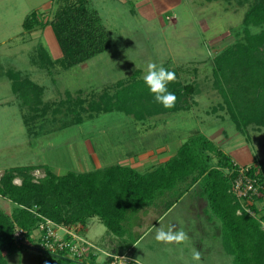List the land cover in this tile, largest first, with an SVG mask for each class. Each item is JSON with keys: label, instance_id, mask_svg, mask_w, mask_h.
<instances>
[{"label": "rangeland", "instance_id": "obj_1", "mask_svg": "<svg viewBox=\"0 0 264 264\" xmlns=\"http://www.w3.org/2000/svg\"><path fill=\"white\" fill-rule=\"evenodd\" d=\"M253 2L87 0V7L96 9L102 18L110 37L109 46L76 65L63 68L56 61L50 68L33 61L39 44L47 48L52 57L61 55L50 24L46 22L26 31L23 20L32 10H37L47 20L57 1L0 0V174L7 168L30 163H46L58 173L68 169L83 171L113 162H128L138 170H144L153 160L162 158L157 152L160 145L173 149L195 129L219 142L237 161L246 149L255 158L257 155L264 158V125L258 128L250 124L242 131L245 134L237 131L213 73L214 54L234 39L243 37L240 31L242 19ZM149 61L175 72V79L182 83L193 84L188 108L143 119L118 110L84 111L82 120L62 128L58 127L60 119L69 120L72 116L60 113L58 120L48 123V131L37 135L27 132L22 117L27 106L21 105L5 73L8 68L28 73L43 85V100L65 97L68 90L72 96L83 97L86 106L101 93L113 92L117 81L142 77ZM248 135V139H244ZM242 143L246 145L240 146ZM235 145H239L238 148ZM232 146L235 147L232 149ZM34 173H43L42 167L36 168ZM15 181L20 179L15 178ZM259 196L264 194L259 192ZM164 199V196L159 197L162 202ZM185 199L190 198L186 196ZM184 201L187 202L178 203L168 212L158 227L166 228L175 222V228H183L190 240L180 245L158 243L154 239L155 230H152L136 243L138 251L134 253L141 254L142 248L148 245L153 253L150 257L156 264H233L231 255L223 250L216 235L218 218L213 219V223L206 218H215L211 208L202 209L206 215L200 217L201 212H196L201 210L200 204H196L199 201ZM12 205L10 199L0 195V208L11 212ZM136 215L134 212V217L131 216V225L137 220ZM93 221L94 218H89V227L83 229L89 236L97 232V226L105 229L103 223ZM74 226L77 233H81L76 223ZM135 230L140 233L139 229ZM213 232L216 234L212 235ZM112 235L119 239L115 233ZM26 240V244H20L10 254L4 250L11 264H32L45 255L36 246L37 241L29 237ZM193 247L201 252L199 262L191 258ZM68 257L70 264L81 261V258ZM155 257L162 259L157 262ZM139 258L143 264V258Z\"/></svg>", "mask_w": 264, "mask_h": 264}, {"label": "trees", "instance_id": "obj_2", "mask_svg": "<svg viewBox=\"0 0 264 264\" xmlns=\"http://www.w3.org/2000/svg\"><path fill=\"white\" fill-rule=\"evenodd\" d=\"M56 1L47 20L37 10H32L23 20L26 31L49 23L61 51L54 58L39 44L33 55L34 62L51 68L57 61L67 68L109 46L110 37L102 18L96 9L87 7V0ZM252 26L261 27L259 35L251 34ZM240 31L242 38L234 39L214 54L213 73L227 102L229 117L242 132L250 124L258 128L264 125V0H254L247 9ZM5 73L21 105L27 106L22 111L23 123L32 135L48 131V123L58 120L60 113L72 116L69 120L60 119L58 127L62 128L82 120L84 111L118 110L143 119L186 109L189 95L194 91L192 83L174 79L167 88L176 100L173 107L165 108L155 101L141 77H132L117 81L113 92L105 91L85 106L83 97L72 96L68 90L65 97L43 100V85L28 73L13 68ZM223 81L226 85H222ZM213 157L217 160L215 165L211 164ZM39 167L43 173L36 175L34 170ZM238 170L239 165L231 155L198 129L167 160L145 171L118 162L83 171L68 169L64 173L54 171L46 163L7 168L0 174V195L10 199L13 205L11 212L0 208V264H11L7 254L20 246L13 236L15 225L28 229L27 236H30V230L42 216L59 224L73 225L85 224L97 215L107 230L122 236L130 233V213L157 203V197L167 194L178 183H186L174 191L173 198L163 202V207L168 208L197 180L203 187L208 207L220 221L221 245L231 255L233 264H264V207L254 203L259 194L241 199L231 190ZM244 173L255 179L254 184L263 194L264 171L249 165ZM15 178L20 181L16 182ZM41 252L45 255L32 264H70L66 249Z\"/></svg>", "mask_w": 264, "mask_h": 264}, {"label": "crops", "instance_id": "obj_3", "mask_svg": "<svg viewBox=\"0 0 264 264\" xmlns=\"http://www.w3.org/2000/svg\"><path fill=\"white\" fill-rule=\"evenodd\" d=\"M240 133L245 134L246 132H240ZM244 139H248V136L244 137ZM217 143L220 145L219 142H217ZM243 143L240 146L246 145V144H243ZM260 144H261V142H260ZM235 146H237V148H238L239 145H235ZM235 146H232V149ZM177 147L178 146H176L175 148L171 149V148H168V146L160 145L158 147V150H157V152L159 153L158 157H160V156L162 157V158H159L160 161H158V159L156 158V160H153L148 168H146L144 170H141V171L148 170L151 167L164 162L171 155H173L175 153ZM222 149H223V147H222ZM223 150L225 152L229 153L225 149H223ZM229 154L231 155V157L233 156L231 152ZM257 156H258V158H255L256 156L253 155V153L249 149H246L240 154V156H238L239 161L235 160L233 157L232 158L238 164L241 163L242 165L243 164L254 165V166H257L258 169H262L264 171V161H263L264 158L260 157L259 155H257ZM216 161H217L216 157H213L212 161H211L212 162L211 164L215 165ZM124 163H125L124 165H130V166L135 167L133 164H130L128 162L127 163L124 162ZM100 166H102V165H100ZM62 173H64V172H62ZM185 185H186V183L185 184L184 183H178L176 187H174L171 190H168L169 192H167V194L161 195V196L165 197V199L163 201L173 198L174 193H175L174 191L175 190H180V188L184 187ZM196 188H198V189L196 190ZM263 194H261V195H263ZM186 196H188L190 199H185ZM159 197L156 198V202L158 200L157 203L144 205L143 207H141L139 210L136 211L137 212V215H136L137 216V220L134 221L135 223H132V227H131L132 234H131V231H130L129 234L126 233V234H123L122 236H119L118 240H116L117 236L112 235L113 232L107 230L106 226H105V229H102V230H101V228L99 226H97L96 227L97 228V232H95L94 235H90V236L88 234H86L85 232H83L84 228H88L89 227L87 222L85 224L76 223L77 227L81 228V233H79V234L75 230V228H76L74 226L75 224L69 226L70 229L73 232H76L80 237H82V238L88 240L89 242H91V245L89 246L90 250L88 249L87 253H84L80 257H77V258H81V261H79L78 263L79 264H101V262L106 258V257L104 258V254L105 253L113 254V253H118V252H122V251H128L135 258V261H134L133 264H140V261H142V260L139 257L143 258V260H144L143 264H156L155 261H153V259H151V257H150L151 255H153L150 246L147 245L145 248H142L141 254L139 252L138 253H134V252L138 251V249H136V243L137 242H139L143 237H145L150 231L155 230V228L158 227L159 222L161 220H163L165 215L168 212L172 211L178 203H184L185 204L187 201L185 202L184 200L193 199L195 201L196 200L199 201L196 204H200V206L198 205V208H199V210L200 209L201 210L200 211H196V212H198V213L201 212V216L200 217H202V216L205 217V215H206V213L202 209H205L206 207L208 208V202H207V199L205 198V196L203 194V187H202V185L200 183V180H197V181L193 182L192 184H190V186H188L186 188L184 193H182L180 196H178L172 202V204L168 208H165L162 212H161V210H162V208H164L163 207L164 205H163V202L161 200H159ZM254 203L259 208L260 207H264V196L263 197H259L258 199H256L254 201ZM189 204H193V202H190ZM132 215L134 217V212L130 213L129 220L131 219ZM90 218H94V221L97 220L98 223L99 222L103 223L101 221V219L97 215L91 216ZM206 218L208 219V221L213 223V219H216V216H215V218H212L210 216H209V218L208 217H206ZM135 224L136 225L139 224V226L136 227ZM174 224L176 225L177 223L174 222L173 225ZM215 225L217 226L216 233L217 232L218 233L216 234L215 232H213L212 235L216 234L217 237H218V241L221 242L220 221H218V222L216 221ZM66 227H68V226H66ZM136 228L140 230V233L138 232V230H135ZM58 231L62 235L65 234L64 231L61 228H59V227H58ZM135 231H137L136 232L137 235H135V233H134ZM147 259L150 260V262ZM161 259L162 258H159V259L156 258V261L160 262Z\"/></svg>", "mask_w": 264, "mask_h": 264}, {"label": "built area", "instance_id": "obj_4", "mask_svg": "<svg viewBox=\"0 0 264 264\" xmlns=\"http://www.w3.org/2000/svg\"><path fill=\"white\" fill-rule=\"evenodd\" d=\"M238 164V163H237ZM239 165V172L233 178L231 190L238 198L249 199L253 194H259L258 185L254 184L255 179H252L244 173L245 168L249 165ZM40 215V214H39ZM59 224L51 219L42 216L37 226L32 228L27 236L28 229L15 225L13 236L18 244H26L28 237H32L37 241L36 246L40 250L56 252L66 249L67 255L73 257H80L88 252L91 242L80 237L76 232H73L68 225ZM58 227L61 228L65 234H60ZM264 227V226H263ZM121 258V259H120ZM135 261L133 256L128 252L113 253L107 256L101 264H132Z\"/></svg>", "mask_w": 264, "mask_h": 264}, {"label": "clouds", "instance_id": "obj_5", "mask_svg": "<svg viewBox=\"0 0 264 264\" xmlns=\"http://www.w3.org/2000/svg\"><path fill=\"white\" fill-rule=\"evenodd\" d=\"M250 30L252 35H259L261 27L253 26ZM141 78L147 85L149 92L153 94L157 103L162 104L165 108L174 106L176 100L175 94L170 92L167 88L168 83L175 79L173 71L166 69L162 64L149 61L146 65V71ZM154 239L158 243L166 245H180L187 243L190 237L183 228L176 229L175 225H169L166 228L163 226L156 227ZM109 255H111V253H105L104 258ZM191 258L195 262L201 260V252L195 247L191 249Z\"/></svg>", "mask_w": 264, "mask_h": 264}]
</instances>
